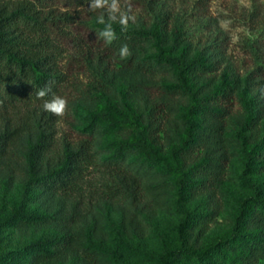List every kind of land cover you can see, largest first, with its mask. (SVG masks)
Wrapping results in <instances>:
<instances>
[{
    "label": "rangeland",
    "instance_id": "1",
    "mask_svg": "<svg viewBox=\"0 0 264 264\" xmlns=\"http://www.w3.org/2000/svg\"><path fill=\"white\" fill-rule=\"evenodd\" d=\"M130 3L135 23L130 21L129 25L151 28L159 23L169 45L174 43V31L179 29L176 50L186 46L189 56L203 51L214 61L211 69L195 73L200 97L214 90L226 74L235 81L232 93L217 104L225 112L220 117H200L199 138L206 143L193 147L187 155L188 164L212 158V167L206 170V187L192 193L188 205L204 216L207 214L197 229L201 230L191 239L193 246L203 248L230 228L236 211L235 197L250 195L255 180H264V169L245 172L241 151L244 144L251 148L260 139L264 124V0H130ZM89 4L90 0H0L1 14L24 9L26 15L36 18L18 17L16 34L21 35V40L34 43L22 45L23 50L46 57L63 76L57 95L68 102L65 115L54 116L43 109L44 101L51 98L37 99L30 87L27 99L0 108V131L9 129L13 138L8 164L0 167V182L5 174L11 173L15 186L20 183L25 174L24 140L30 134L41 129L52 134L48 153L51 161L62 155L68 143L78 144L83 135L77 111L101 106V93L122 104L121 91L128 89L129 99L143 114L145 123L156 128L158 142L166 155L185 135L184 109L191 98L172 87L177 82L174 70L168 66L152 65L141 70L127 66L125 60L130 56L121 59L118 50L107 46L98 35L96 17L103 10L89 11ZM121 5L124 6V0ZM129 48L131 55L142 61L155 51L151 40L138 41ZM250 98L252 104H246ZM108 157L109 153L98 152L94 163L83 169L78 186L67 196L45 205L59 216L76 214V222L71 225L74 241L70 250L49 264H148L115 246L110 231L113 221L124 223L131 242L154 252L164 246L160 233L166 235L170 244L178 243L172 227L180 222L181 214L169 176L153 170L145 172L141 163L132 164L143 175L144 185L141 196L135 199L126 189L129 181L123 180L124 169L115 166ZM50 228L52 224L45 223L31 228H10L1 234L15 248ZM91 236L114 248L117 254L95 253L88 246Z\"/></svg>",
    "mask_w": 264,
    "mask_h": 264
},
{
    "label": "trees",
    "instance_id": "2",
    "mask_svg": "<svg viewBox=\"0 0 264 264\" xmlns=\"http://www.w3.org/2000/svg\"><path fill=\"white\" fill-rule=\"evenodd\" d=\"M20 16L36 20L26 15L24 9L15 10L9 15L0 13V108L27 99L30 87L36 93L38 89L50 85L51 92L44 97L50 99L53 94L59 93L64 81L46 57L23 50L22 45L34 43L23 41L21 35L16 34ZM96 26L100 31L103 29V25ZM113 27L116 39L111 44L106 43L112 49L119 50L123 44L132 45L141 40L154 43L152 55L143 61L131 55L125 60L127 66H134L137 70L152 65L168 66L174 70L177 82L172 87L186 92L191 98L190 104L184 109L187 124L185 135L180 143L172 145L169 155L163 153L156 128L151 123H145L143 114L129 99L126 88L121 91L122 104L101 93V106L95 109L83 107V111L78 109L83 137L78 144L68 143L62 155L54 161L48 157L53 143L52 134L42 129L30 134L24 140L25 174L20 183L15 186L11 173L5 174L0 182V264H49L50 260L70 250L74 241L71 225L76 222V214L59 216L45 205L67 196L78 186L83 169L92 165L96 154L101 151L109 153L108 160L124 169L123 180L129 181L126 189L135 195V199L141 196L144 185L141 180L143 175L138 169L135 171L133 165L141 163L145 172L153 170L157 174L169 176L175 186V203L181 214L180 222L172 227L178 243L170 244L166 235L160 233L164 246L159 252L134 244L127 238L123 222H111L112 239L118 249L137 255L148 264H264L262 179L255 180L250 195L235 197L236 211L226 233L203 248L191 244L194 233L207 214L204 216L203 212L188 205L192 193L206 187V170L212 167V158L209 160L205 157L199 162L188 164L187 155L191 154L193 147L206 143L199 138L200 117H220L225 112L217 104L232 93L235 81L226 74L214 90L200 97L194 82L195 73L211 69L214 61H210L203 51L189 56L186 46L176 50L181 35L179 29L174 31V43L169 45L159 23L151 28L129 25L127 32H121L119 23L113 24ZM247 83L251 84L249 79ZM247 91L244 90L245 93ZM252 101V98L246 99L245 103L252 104ZM79 108L82 109L80 105ZM12 140L9 129L0 131V167L8 164ZM241 151L246 173L264 169V124L260 139L251 148L244 144ZM45 223L52 224V228L15 248L1 234L2 230L31 228ZM88 246L95 253L117 254L114 248L92 236Z\"/></svg>",
    "mask_w": 264,
    "mask_h": 264
},
{
    "label": "clouds",
    "instance_id": "3",
    "mask_svg": "<svg viewBox=\"0 0 264 264\" xmlns=\"http://www.w3.org/2000/svg\"><path fill=\"white\" fill-rule=\"evenodd\" d=\"M89 11H96L101 9L103 11L96 17V23L103 25V29L99 32V36L104 39L107 44H111L116 39V32L113 24L119 23L121 32H127L129 22L135 23V16L130 14L132 12V5L130 0H124V6L121 5V0H90L88 7ZM107 13V18L105 17ZM131 51L128 44H123L119 50L118 55L121 59L131 56ZM264 91V89H262ZM49 92L51 86L47 85L36 91L37 99H43ZM67 100L64 97L53 94L50 100H45L43 109L57 117L65 115L67 110Z\"/></svg>",
    "mask_w": 264,
    "mask_h": 264
}]
</instances>
